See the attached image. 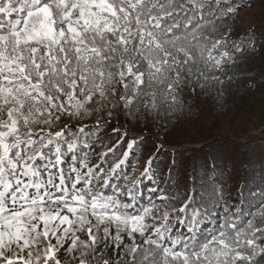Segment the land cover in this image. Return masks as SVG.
<instances>
[{"label": "snow or ice", "instance_id": "1", "mask_svg": "<svg viewBox=\"0 0 264 264\" xmlns=\"http://www.w3.org/2000/svg\"><path fill=\"white\" fill-rule=\"evenodd\" d=\"M244 7L0 0V264H264V172L234 196L214 161L160 179L128 131L224 97L257 51Z\"/></svg>", "mask_w": 264, "mask_h": 264}, {"label": "trees", "instance_id": "2", "mask_svg": "<svg viewBox=\"0 0 264 264\" xmlns=\"http://www.w3.org/2000/svg\"><path fill=\"white\" fill-rule=\"evenodd\" d=\"M255 1L240 0L247 7L239 11L235 18L251 9ZM234 20H229L228 23L234 29L235 38L245 34L251 35L257 45V51L245 56L236 67L238 78L226 90L224 97L216 100V94L213 92L210 95L202 94L193 100L186 95L185 101L190 104V110H186L178 118L168 121L162 118L151 122L133 120L130 121L132 127L128 129L129 135L137 137L139 147L135 151L139 154L141 166L149 156H153L152 166L158 178L167 179L169 168L175 167L176 171L173 173L175 180L178 183H187L193 163L199 167L201 162L210 164L214 161L217 171L209 173L208 180L218 178L219 183L216 186L223 187L228 196H234L244 187L246 181L250 185L254 177L264 172V145L252 146L255 142L253 136L247 138L245 143H241L242 138L254 131L255 127L248 130L249 127L242 123L241 132L232 130L230 134H225L221 131L220 124L231 123L241 117V120L251 119L256 116L258 107L264 105V25L260 23L239 29ZM205 119L211 121L209 125L201 124ZM198 124L206 129L194 137L179 142L183 140L180 139V131H184L186 125ZM261 140L259 142L264 144V139ZM185 143L191 147L183 148L182 145ZM173 147H178L179 151ZM129 159L135 163L133 157L130 156ZM175 186L177 185H172Z\"/></svg>", "mask_w": 264, "mask_h": 264}, {"label": "rangeland", "instance_id": "3", "mask_svg": "<svg viewBox=\"0 0 264 264\" xmlns=\"http://www.w3.org/2000/svg\"><path fill=\"white\" fill-rule=\"evenodd\" d=\"M234 23L237 27H239V29L250 27L251 25H253V26L259 25L260 23H262V25H264V0H256L255 5L251 9H249L248 11H244L238 17H236L234 20ZM255 114H256V116H254L251 119L245 118V119L241 120V118H242L241 117V118H238L236 121H233L231 123L224 122L223 124H220L222 126L221 131L225 134H230L231 133L230 131H232V130H239L241 132V130H243V128L240 127V124L244 123L249 127L248 130L254 129V127L256 129L254 131L247 133L246 136L242 138L241 143H245L247 138L253 136V138L255 139V142L252 143V146H254L256 144L263 146L264 144L260 143L259 141H262L261 139H264V138H262L259 135H253L252 133L259 131L260 128H262V126L264 125V105L258 107ZM210 122L211 121L205 119L202 121L201 124L209 125ZM199 125L200 124L195 125V126L186 125L184 127V131L183 130L180 131V139H183V140H181L179 142H183V141H185V139H189L191 137H194L195 135H198L200 133V131L206 129L204 127L201 128ZM161 134H163L162 131H161ZM184 135L186 136V138ZM248 135H251V136H248ZM182 147L186 148V147H191V146L189 144L185 143L182 145ZM173 148H174V150L176 149L177 151H179L178 147H173Z\"/></svg>", "mask_w": 264, "mask_h": 264}, {"label": "water", "instance_id": "4", "mask_svg": "<svg viewBox=\"0 0 264 264\" xmlns=\"http://www.w3.org/2000/svg\"><path fill=\"white\" fill-rule=\"evenodd\" d=\"M253 135H259L264 138V127L260 128L259 131L252 133Z\"/></svg>", "mask_w": 264, "mask_h": 264}]
</instances>
